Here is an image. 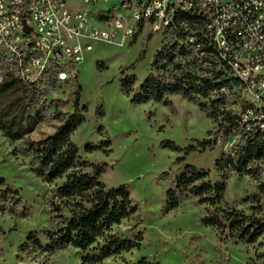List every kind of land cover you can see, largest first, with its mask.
Here are the masks:
<instances>
[{"label":"rangeland","instance_id":"obj_1","mask_svg":"<svg viewBox=\"0 0 264 264\" xmlns=\"http://www.w3.org/2000/svg\"><path fill=\"white\" fill-rule=\"evenodd\" d=\"M81 9L96 11L87 5ZM185 32L183 38H177L174 34H148L146 29L130 43L92 41L91 49L82 53L81 62L66 81L45 73L32 85L18 83L1 92L0 120L12 121L18 128L14 141L0 131V178L5 182L0 186V264H80L85 254L73 246L52 245L49 233L56 226L55 215L69 217L55 198L64 178L43 181L34 172L29 151L75 112L84 118L70 136L78 148L82 172L93 176L91 166L106 164L100 181L107 188L127 185L130 199L138 206L134 215L112 228V234L122 239L140 235V246L105 258L100 264H136L142 258L159 264H264V234L251 244L225 240L214 229L202 226L205 206L198 204L197 198L183 191L176 194V207L166 203L175 177L192 166L206 171L211 184L225 183L223 203L264 221L263 158L251 161L246 175L215 170L214 161L237 146V139L223 148L216 145L184 155L183 149L195 140L216 138L219 118L210 105L221 93L196 103L179 95L169 96L170 105L166 106L152 101L131 102L150 73L154 53L165 43L186 51L176 60L192 74L210 78L217 71V66L199 60L195 32ZM126 76L135 77L128 95L120 88V80ZM77 86L81 92L76 111ZM223 96L219 108L238 114L244 98L241 90L232 87ZM106 139L108 148L85 151L87 145L98 146ZM165 142L180 150L163 147ZM182 157L183 161H177ZM58 205L62 210L55 209ZM30 233L35 234L39 245L27 242V247L21 248Z\"/></svg>","mask_w":264,"mask_h":264},{"label":"trees","instance_id":"obj_2","mask_svg":"<svg viewBox=\"0 0 264 264\" xmlns=\"http://www.w3.org/2000/svg\"><path fill=\"white\" fill-rule=\"evenodd\" d=\"M189 29L197 31L201 27L194 28L190 25ZM186 33L180 30L174 35L183 38ZM193 38L200 54L199 60L208 66L218 67L220 64L215 59L211 46L199 37V33L194 34ZM185 55L186 51L182 47H177L176 44H163L154 53L149 66L150 73L132 96L131 102L140 104L152 101L166 106L170 105L168 97L173 95L196 103L198 99H208L221 93L217 99L211 100L210 105L213 113L219 118L216 138L195 140L194 144L183 149L184 155L212 149L216 145L223 148L230 139L237 137L239 144L221 153L214 161V168L218 172L233 170L240 175L248 174L251 161L264 159V137L251 123L241 126L240 119L230 110L219 108L223 103L225 91L238 87V82L230 76L228 69L222 66L212 72L210 78L192 74L176 60ZM143 57L144 52L140 54V59ZM134 83L135 77L126 76L120 80V88L125 95L129 94ZM16 84L18 83L13 80L0 84V94ZM80 92L81 87L77 86L74 101L76 111ZM243 106L242 108H245ZM83 122L84 118L75 112L52 135L42 140L37 148L31 147L29 151L33 155L34 172L43 181L51 183L64 178L62 185L56 189L55 198L60 201L62 208L67 210L69 217L55 215L57 223L54 230L49 233L52 245H69L85 253L80 264H100L105 258L140 246V235L132 239H122L112 234V228L119 225L123 219L134 215L138 206L130 199L127 185L107 188L100 181L106 164L91 166L93 176L82 172L83 165L78 164V148L71 142L70 136ZM17 128L16 123L12 121L2 123L0 120V131L11 141L17 139ZM109 145L110 142L106 139L98 146L87 145L85 151L94 152L106 149ZM163 147L179 149L171 142H165ZM183 160L182 157L177 161ZM4 183L0 178V186ZM183 191L197 198L198 204L205 206L204 215L200 219L202 226L214 229L223 239L251 244L264 234V221L246 216L222 202L225 183L211 184L206 171L186 166L183 172L175 177L174 189L166 193L167 206L176 207V194ZM55 209L60 211L61 208L58 205ZM27 242L39 245L34 233L28 235L26 243L21 248L27 247ZM136 264L159 263H151L142 258Z\"/></svg>","mask_w":264,"mask_h":264},{"label":"built area","instance_id":"obj_3","mask_svg":"<svg viewBox=\"0 0 264 264\" xmlns=\"http://www.w3.org/2000/svg\"><path fill=\"white\" fill-rule=\"evenodd\" d=\"M190 25L238 82L244 98L232 114L264 137V0H0V84L32 85L45 73L64 82L92 41L130 43L146 29L171 35Z\"/></svg>","mask_w":264,"mask_h":264}]
</instances>
